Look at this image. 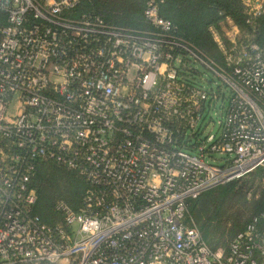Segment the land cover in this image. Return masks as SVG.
<instances>
[{
    "label": "built area",
    "instance_id": "obj_1",
    "mask_svg": "<svg viewBox=\"0 0 264 264\" xmlns=\"http://www.w3.org/2000/svg\"><path fill=\"white\" fill-rule=\"evenodd\" d=\"M83 1L0 0V264H264V211L223 249L188 212L264 170V45L227 20L218 63L154 2L136 29ZM242 4L248 24L264 12ZM42 163L86 184L53 225L34 213Z\"/></svg>",
    "mask_w": 264,
    "mask_h": 264
},
{
    "label": "trees",
    "instance_id": "obj_2",
    "mask_svg": "<svg viewBox=\"0 0 264 264\" xmlns=\"http://www.w3.org/2000/svg\"><path fill=\"white\" fill-rule=\"evenodd\" d=\"M148 2H154L157 5L160 17L170 21L176 27L178 36L218 63H222V55L213 40L211 30H214L226 43L227 20H231L236 25L242 39L255 42L260 46L264 45V12L251 24L246 23L247 14L242 0H84L77 14L92 12L108 24L143 29L146 27L143 12ZM251 177L263 179L264 170L258 169L237 182ZM234 183L215 187L203 193L189 205L188 212L198 223L203 213L215 203L217 204L216 208L211 211V216L206 220L207 224H203L200 230L198 229L207 242L209 224L217 221L222 214V206L233 191ZM33 186L37 192L34 213L48 225L61 221L60 216L54 210L57 201H62L76 210L86 188L85 182L77 173L52 163H42L37 166ZM262 211H264V191L260 192L257 202L249 209L248 218L238 224L236 229L230 232L229 237L233 238Z\"/></svg>",
    "mask_w": 264,
    "mask_h": 264
},
{
    "label": "rangeland",
    "instance_id": "obj_3",
    "mask_svg": "<svg viewBox=\"0 0 264 264\" xmlns=\"http://www.w3.org/2000/svg\"><path fill=\"white\" fill-rule=\"evenodd\" d=\"M199 74H202L204 80L203 86L206 88L214 82L221 83L220 80L215 78L211 72L202 66H199ZM232 186L233 191L222 206V214L217 221H212L211 225L209 224L208 242H206L211 249H223L228 246L232 238L229 237L230 232L248 218L247 213L249 209L257 202L260 192L264 191V178H246L241 182H235ZM216 205L215 203L208 211L204 212L198 223L189 214L190 221L200 230L203 224H207L206 220L211 216V211L216 208Z\"/></svg>",
    "mask_w": 264,
    "mask_h": 264
}]
</instances>
